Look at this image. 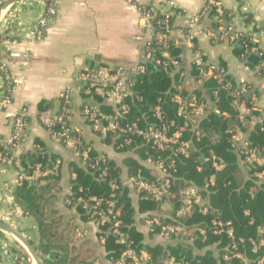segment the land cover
<instances>
[{"label": "crops", "instance_id": "1", "mask_svg": "<svg viewBox=\"0 0 264 264\" xmlns=\"http://www.w3.org/2000/svg\"><path fill=\"white\" fill-rule=\"evenodd\" d=\"M157 4L173 3L177 13L173 18L172 38H178V31L189 27L192 16L202 11L207 0H154ZM231 17L233 33H245L256 44V49L264 50V0H219ZM45 9L44 0H18L3 12L0 23V37H4L0 52V65H4L13 80L11 103H4L3 84L0 79V145L10 136L14 116L24 110L28 121V135L24 142L25 152H34L36 147L56 155L55 169L44 170V176L61 174L55 207L66 220L72 217L79 226L75 230L77 242L87 241L86 248L94 257L92 264H113L107 257L104 242L98 237L94 222L85 223L75 208L67 207L65 198L72 193L71 179L75 173L71 169L78 156L72 140L58 139L40 121L39 103L56 101V107L64 106L63 94L69 92L68 126L78 132L83 143L93 147L96 154L113 160L121 167V178L128 181V170L124 166L127 156H135L131 151H118L113 143H107L97 136L84 116L87 104L94 100L85 97L86 82L82 73L89 68L104 64L108 66L132 67L143 60L145 42L152 36V29L141 17L132 0H59L58 15L48 24L43 40H32L27 30L35 25ZM249 18L251 21H246ZM210 19L202 21L193 32L194 43L204 50L210 59L219 61L228 69L229 75L239 86L252 85L260 94L262 112L256 113L247 125L244 136L254 141L259 127L264 121V77H258L245 60L235 53L236 45L230 40L212 43L202 31L209 26ZM179 56L182 68L193 73V52L190 43L184 42ZM189 86L193 81L189 80ZM208 98V90L203 91ZM85 93V94H84ZM52 110V109H50ZM53 111V110H52ZM102 111V110H101ZM54 112V111H53ZM63 112V110H62ZM57 114V113H56ZM36 141H39L37 146ZM143 165V158L136 155ZM248 171V170H247ZM16 170L12 164L0 162V220L22 233L29 240L39 239L38 229L32 217L26 216L14 201ZM136 213L135 228L143 235V242L152 246L169 249L178 244L190 243L188 238L167 241L153 234L145 214L139 213V194L128 183ZM173 204L167 201L163 214H173ZM20 214L13 216L12 211ZM212 249V248H211ZM196 250V249H195ZM214 250V249H213ZM200 252V250H199ZM167 258V257H166ZM37 264L23 243L12 233L0 229V264ZM165 262V257L160 259Z\"/></svg>", "mask_w": 264, "mask_h": 264}, {"label": "built area", "instance_id": "2", "mask_svg": "<svg viewBox=\"0 0 264 264\" xmlns=\"http://www.w3.org/2000/svg\"><path fill=\"white\" fill-rule=\"evenodd\" d=\"M8 0H0V6ZM45 9L40 14L35 25L27 30L28 36L32 40H43L48 24L58 15L59 0H44ZM132 3L139 10L144 22L151 27L152 36L145 42L143 60L132 67L125 66H108L98 65L86 69L82 73V79L86 82L87 93H95L101 97L104 102L115 106L114 114H107L99 109L96 104H87L84 108V116L86 121L91 126L93 132L102 138L113 136L114 146L116 149H129L134 144L136 147H142L143 143L139 140L153 143V147L160 151L157 157L147 156L143 158V166L151 168L155 171V180H148L144 176L139 175L137 178H129L128 181H123V186L127 187L128 183L133 186L137 192H144L154 198L160 200L164 197L170 198L172 181L176 178L178 172L175 156L187 159L191 152L196 149L195 140L200 141L208 132L203 129V122L211 113L221 114L228 118L231 122L237 120V125L229 129L231 143L234 152L239 155L242 160L252 167H255L257 172L249 174L248 181L253 182L251 187V198L254 199L255 192L262 188L264 184V147L254 145L252 139L244 136L247 125L252 121L256 113L262 112L263 105L259 103L260 94L254 90V87L249 91V86H239L238 88L232 82V76L229 75L228 69L219 61L210 59L208 54L199 48L194 43V30L200 26L205 19V15L211 6L217 10L215 19L221 23L219 32L214 31L209 26L202 31L207 35L212 43L218 42L219 39H228L233 43L236 41L238 34L233 33V28L223 25L222 17L224 8L219 0H207L205 7L201 12L192 16L189 27L178 31V38H172L174 27L171 22L172 17L177 13V7L173 4L160 5L154 0H132ZM160 13L161 20H156ZM156 26V28H155ZM157 27L164 32L158 31ZM232 32V33H230ZM231 34V35H230ZM4 38V37H3ZM0 37V52L4 39ZM163 43L166 40H173L177 46H181L184 42L190 43L193 52V71L194 74H188L182 68L180 57L172 56L168 51L163 53V57L168 61L165 62L166 69H171L173 72L180 70V83L177 84V90L172 96V101L176 103L174 118H167L166 109L163 104L154 107L152 117L155 122L145 120L146 125L140 126L138 122L123 123L124 116L129 112L127 98L133 94L134 76L140 73L148 72V63L153 60V41ZM249 50L247 49L246 52ZM264 68V63L253 67L256 76ZM197 73V75H195ZM258 77H264L258 76ZM0 79L3 84L2 91L4 93V103H11V95L5 93V84L12 85L16 83L7 68L0 65ZM189 80L193 81V85L189 86ZM215 82L218 88L229 90L233 96L232 105L235 108V115L229 112H221L215 104V98L218 92L214 93L206 85L209 82ZM11 86V89H13ZM207 89L210 95L208 98L203 92ZM246 99H251L250 103ZM63 113L56 114L52 110L44 111L40 114L41 123L51 130L59 127L58 131L52 133L58 138L65 141L72 140L76 149L77 156L83 157L82 165L87 168L91 165V170L99 167L101 161H105V156H92L93 147L85 144L80 139L77 131L71 129L67 124V117L70 114L69 92L63 94ZM151 117V118H152ZM259 133H264V121L261 122ZM28 135V121L24 110L18 112L12 122V132L10 136L3 142V150L0 151V162L4 164H12L16 170V184L23 182L35 183L44 176V169L41 164L36 165L32 172L26 170L21 156L25 153L24 142ZM122 138L121 141H118ZM82 149V151L80 150ZM129 149L127 151H131ZM132 152V151H131ZM170 152L171 155H166ZM172 156H174L172 158ZM92 159H95L92 161ZM226 167V162L219 157L215 152L211 151L208 155L201 157V163L197 165L198 171L210 170L211 173L207 176V188L216 186L218 172ZM101 179H105L107 171L103 170L99 174ZM119 188L117 183H112V190ZM207 188H201L195 183H186L180 189V205L176 209V216L163 215V218L169 219V222H163L160 216L153 217L148 220L149 226H157L161 229L158 236L167 241L175 239L188 238L191 244L201 233L203 241L207 240L208 234L217 236V241L213 244V249L220 254L226 264H264V222L256 225L257 235L255 237L246 238L237 235V226L235 220L224 218L220 208L213 205ZM115 192L111 193L114 198ZM82 201V199H80ZM89 203L84 204L87 212L91 213L92 222L99 228L112 223L109 233H113L118 237V242L125 245L126 249L121 256L113 264H154V257L146 250L137 251L128 242L127 235L121 230V221L118 219L119 214L113 210V200H108L107 208L98 210L101 205V200L92 196ZM165 205V203H164ZM163 205V206H164ZM162 206V207H163ZM94 208V212L93 209ZM198 211L202 215H212L210 221L205 222H184V219L189 216L191 218L194 212ZM20 214L19 209L12 211L13 216ZM244 214L249 217L250 224H255L256 219L252 215V208L244 209ZM202 224H206L203 227ZM107 232V231H103ZM105 235V233H103ZM104 241L105 238L101 237ZM227 241V245L224 242ZM221 257V254L219 255ZM15 264H21V260H16ZM164 264H185L177 260L174 256L165 257Z\"/></svg>", "mask_w": 264, "mask_h": 264}, {"label": "trees", "instance_id": "3", "mask_svg": "<svg viewBox=\"0 0 264 264\" xmlns=\"http://www.w3.org/2000/svg\"><path fill=\"white\" fill-rule=\"evenodd\" d=\"M215 17H217V10L214 6H211L204 17V21L210 19L209 27L219 32L222 24ZM222 17L224 19L223 25L228 26V23H231L230 13L224 11ZM173 18L171 22H173ZM161 19L162 15L158 13L155 23ZM246 21L250 22L251 20L247 18ZM157 30L164 32L159 27H157ZM224 40L219 39L216 44L222 43ZM234 44L236 45L235 53L251 67L264 63V50L257 48L254 51L257 45L253 43L250 36L240 32ZM181 49L182 47L177 46L173 40H166L160 43L157 39H154L153 60L148 63V72L136 74L133 77V94L127 98L129 112L124 116L123 123L138 122L140 126H145L146 119L149 122H155L152 113L154 107L159 104L164 105L168 119L175 117L176 103L172 101V96L177 90V84L180 83V70L182 68L177 72H173L169 68L166 69L165 62L168 60L163 57V53L168 51L172 56L180 57L179 52ZM247 49L249 50L248 52H246ZM257 75L263 76L264 68H261V71ZM232 82L236 88L239 87L234 79H232ZM11 86L5 84V93L7 95H12ZM207 87L213 93L215 91L218 92L215 104L222 113L229 112L232 115L236 114L235 108L232 105L233 96L229 90L218 88L214 81L209 82L206 85ZM85 88L87 89V85ZM252 88L253 86L249 85V91ZM87 96L94 100L95 104L103 112L107 114H114L116 112L115 106L104 102L94 92L91 94L86 93L85 97ZM250 101L251 99H246L248 104ZM50 109L57 114L63 113V106L60 109L57 108L55 100L41 101L39 103L40 113ZM237 123L235 119L230 122L224 115L211 113L202 125L204 131L208 132V134L200 141L195 140L196 149L191 152L190 157L184 159L180 156H172V158H175L174 160L178 168L176 178L172 181V196L158 200L147 193L137 192L139 194V213L145 214L147 221L153 219V217L160 216L163 222H169L168 218H163L165 214L162 212V206L168 200L171 201L174 206L172 216H176V209L180 205L179 193L182 186H185L186 183H195L201 188H207V176L210 175L211 171L203 170L199 172L197 165L201 163L203 155H208L213 151L224 159L226 167L217 173L216 186L209 185V188H207L208 192H210L209 197L213 205L221 209L224 218L235 220L238 236L246 238L255 237L257 235L256 225L264 222V184L262 188L255 192V198L252 199L251 187L253 186V182L248 181L247 177L249 174L256 173L257 170L255 167L246 164L232 148L229 129L235 127ZM58 129V126L55 129L51 128L52 131H58ZM113 138L110 135L104 138V140L109 144L114 142ZM121 139L119 138L118 141H121ZM254 141L255 146L264 147V133L255 134ZM139 143H143V146L136 147L134 144L129 148L132 149L131 151L135 156L138 155L141 158H146L147 156L157 157L160 155V151L153 147L152 142L140 139ZM38 144L41 143L36 141L35 145L37 146ZM42 146L36 147L34 152H25L21 156L27 171L32 172L38 164H41L44 170H49L50 172L55 169L56 155L48 154ZM129 149L117 150L127 151ZM2 150L3 146L0 145V151ZM80 150L82 151V149ZM166 155H171V153L167 152L163 156L166 157ZM92 156L95 157L98 154L93 150ZM135 156H127L124 159V166L128 170V177L137 178L141 175L148 180H155V171L144 167ZM105 158V161H101L99 167L93 170H91L90 163L87 165V168L82 165V155L78 156V162L74 161L71 164V169L75 173V176L71 179L72 193L65 198V204L67 207L75 208L78 214H80L82 221L88 223L94 219L91 213L87 212L84 208L85 203L90 204L89 199L92 196H96L101 200L102 206L98 210L107 208L108 200H113V211L119 214L118 219L122 223L121 230L127 235L128 242L137 251L146 250L152 254L154 264H164L160 259L167 256H174L185 264H226L222 258L223 252L220 253V257V254L213 250V244L217 241L218 237L210 233L207 240L203 241L201 233L198 235V232H196L195 237L198 238L191 244L169 246V249H164L162 246L145 244L142 233L136 230L134 226L136 208L132 197L129 195V189L122 184V169L113 160ZM94 160L92 159V161ZM103 170L107 171L105 179H101L99 176ZM60 177L61 174L59 173H49L42 176L35 183L23 182L18 184L14 190V201L24 215L34 219L39 239L37 241L30 240V242L39 254L46 256L44 264H92L94 257L89 254L90 251L86 248L87 241L79 243L75 239V230L79 227L74 221L75 218L72 217L70 220H66L55 207L57 193L61 190L58 183ZM112 183H117L119 188L113 191ZM113 192H115L114 198L111 197V193ZM90 206L92 207L93 205L90 204ZM247 207L252 208V215L256 219L255 224L251 225L249 217L244 214V209ZM91 209H93V212L95 211L94 208ZM211 217L212 215H202L198 211H195L191 218L188 216L181 220L196 223L210 221ZM111 225L112 223L97 227V229L98 237L105 238L101 244L105 247L107 257L112 263H115L126 249V246L118 242V237L115 234L109 233V226ZM202 225L208 229L206 224ZM149 228L156 235L161 231L157 226H149ZM224 244L227 245V241Z\"/></svg>", "mask_w": 264, "mask_h": 264}, {"label": "water", "instance_id": "4", "mask_svg": "<svg viewBox=\"0 0 264 264\" xmlns=\"http://www.w3.org/2000/svg\"><path fill=\"white\" fill-rule=\"evenodd\" d=\"M18 0H8L6 3L0 6V23H1V17L3 15V12L8 9L11 5L16 3ZM0 229L7 231L9 233H12L14 236H16L26 247L29 254L34 258L37 264H44V259L46 258L45 255L39 254L34 246L31 244L30 240L26 238L22 233L12 228L7 223L0 220ZM50 257V256H48Z\"/></svg>", "mask_w": 264, "mask_h": 264}, {"label": "rangeland", "instance_id": "5", "mask_svg": "<svg viewBox=\"0 0 264 264\" xmlns=\"http://www.w3.org/2000/svg\"><path fill=\"white\" fill-rule=\"evenodd\" d=\"M245 175H246V173H245Z\"/></svg>", "mask_w": 264, "mask_h": 264}]
</instances>
